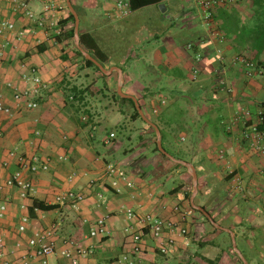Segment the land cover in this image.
Wrapping results in <instances>:
<instances>
[{"label": "crops", "instance_id": "obj_1", "mask_svg": "<svg viewBox=\"0 0 264 264\" xmlns=\"http://www.w3.org/2000/svg\"><path fill=\"white\" fill-rule=\"evenodd\" d=\"M116 1L88 0L79 9L71 1L79 18L78 30L91 25L99 11L115 18ZM47 3L54 7L46 13V21L56 25L39 28L13 11L10 0H0V20L14 23L13 32L0 35V45L6 43L0 58V95L10 110L0 112V163L4 164L0 165V184L19 169L18 156L36 155L39 162L48 165L36 172L22 168L23 177L32 184L26 199L19 197L16 186H4L0 192V205L6 204V213L0 217V253L11 264H20L23 254L29 256L31 264H37L27 240L35 231L53 228L55 251L49 264H68L60 251L77 247L93 250L78 264H127L122 260L125 254L132 264H207L205 259L216 258L218 264H240L231 232L247 264H264V153L252 150L242 140L240 122L226 128L242 111L248 110L251 120L258 110L264 112V0H224L211 9L208 22L196 0H162L166 8L162 20L155 5L131 12L129 15L148 10L158 31L140 38L131 53L136 54L134 65L121 70L120 75L113 69L103 80L111 91H117L122 81V93L139 99L144 114L158 127L166 152L194 167V203L204 207L222 227L212 225L216 230L209 223L210 227L206 226L185 198L193 188L189 169L176 167L178 162L153 151L156 132L154 135L139 121L127 122L126 114L120 111L127 112V106L122 107L121 101L107 110L88 93L77 94L75 99L69 95L72 87L83 89L87 85L88 70L73 53L74 33L72 40L66 35L71 22L62 28L58 25L70 12L66 0H28V7L38 16ZM16 34L21 39L17 40ZM196 54L200 60L195 59ZM238 56L253 60L259 73L246 76L236 61ZM139 60L162 75L163 91L144 97L143 85L132 70ZM103 67L109 70L117 66ZM31 68L45 83L31 97L37 102L35 108L26 107L29 98H13L16 91L29 88L23 75ZM220 79L233 88L231 94L218 88ZM122 122L128 133L120 136L117 127ZM174 128L179 134L174 135ZM109 133L114 136L109 138ZM109 164L125 175L118 192L106 174ZM234 176L241 181L239 189ZM177 186L180 189L172 194ZM68 191L83 195L76 208L70 201H55L58 194ZM34 200L54 208H35ZM21 203L25 207H20ZM121 206L137 215L153 214L174 221L186 227L187 233H171L174 245L166 254L160 253L157 242L145 233L141 250L131 252V237L124 228L131 224L136 230L137 225L126 218ZM23 215L28 224L20 232ZM98 217L105 218L106 236L89 235Z\"/></svg>", "mask_w": 264, "mask_h": 264}, {"label": "built area", "instance_id": "obj_2", "mask_svg": "<svg viewBox=\"0 0 264 264\" xmlns=\"http://www.w3.org/2000/svg\"><path fill=\"white\" fill-rule=\"evenodd\" d=\"M200 7L203 10V18L206 22L209 21L211 17V9L217 5L224 2V0H196ZM12 4V9L15 12L22 13L25 18L29 21L35 23L39 28L44 27H53L55 22L46 21V13L53 9V3L44 4L42 10L37 16L30 8L28 7V0H10ZM114 13L115 19L125 17L131 13L129 9L128 0H117L114 4ZM14 31V23L9 20H0V35H3L7 32ZM219 38L221 36L218 32L215 33ZM16 39H21L20 35H15ZM6 44V43H5ZM5 44L0 45V58L4 55ZM188 48H191V44L187 45ZM200 54L195 55L196 60H200ZM236 61L240 63L244 69L245 74L248 77L254 76L255 73H259L256 63L246 56H238ZM197 69L193 70V75L195 76ZM23 79L30 83L29 88L23 91H16L13 95L14 100L19 101L22 97L29 98L26 101L27 108L37 107V102L32 100L31 97L36 96L40 89L45 87V83L42 81L41 77L36 73L35 68H31L28 73H24ZM218 88L221 91L231 94L233 88L226 84L222 79L218 81ZM161 104L164 103V100L160 101ZM10 110L6 107L1 99L0 95V112L8 113ZM157 109L154 108L153 112L156 113ZM237 122L242 124L241 138L242 140L254 151L264 153V112L258 110L256 112L255 120H251L250 112L248 110L242 111L235 115L230 124L226 125L227 129L231 128V124L235 125ZM114 136L113 133H109V138ZM222 151H220L221 157ZM19 169L14 171L6 180L0 184V192L4 186H16L18 188V194L21 199H26L29 193L32 191L31 182L27 181L22 174V168L29 170L30 172H36L38 169L46 170L48 168L47 162H39V158L36 155L31 156H18ZM0 165H4L0 163ZM106 174L110 178L111 187L118 192L119 181L120 179L125 180V175L122 170H119L115 166L109 164L106 169ZM235 181L236 188H241V181L237 176L233 177ZM83 199V195L79 193H74L68 191L66 193H60L55 197V201L58 204H64L65 201H70L73 207H77ZM20 207H25L24 203H21ZM122 212L125 214L126 218L129 221L135 220L137 229L133 228V225L128 224L124 228V232L129 234L131 237L132 247L131 252H139L142 246V236L145 233L157 242V249L160 253L166 254L170 251L171 246L174 245L173 236H170L171 233H178L179 235H185L187 233L186 227L181 226L180 224L159 218L153 214H142L137 215L131 208L126 206H121ZM6 213V204L2 203L0 205V217L4 216ZM28 224V217L23 215L20 219V224L18 230L23 232L26 229ZM54 229L38 230L33 233V235L27 240V245L32 248L34 256L38 258L37 264H49V256L55 251V242L53 240V231ZM169 234V235H166ZM90 236H106L108 235V229L106 227L105 218L98 217L93 226L89 230ZM93 250L91 248L77 247L74 250L63 249L60 251L61 257L67 260L68 264H78L80 258H86L91 255ZM122 260L127 264H132L128 255H123ZM0 264H11L8 259H6L2 253H0ZM20 264H31L29 256L23 254L21 256Z\"/></svg>", "mask_w": 264, "mask_h": 264}, {"label": "trees", "instance_id": "obj_3", "mask_svg": "<svg viewBox=\"0 0 264 264\" xmlns=\"http://www.w3.org/2000/svg\"><path fill=\"white\" fill-rule=\"evenodd\" d=\"M161 2L162 0H128L129 9L131 12L141 10L149 5H155L160 19L162 20L164 19V13H161L157 7ZM66 22H71L72 24V28L66 34L67 37L72 40L74 33V16L71 12H69L66 19L58 22V25L62 28ZM157 25V22L145 14L128 15L115 19L105 15L102 11H100L99 14H97L92 20L91 25L85 24L84 29L82 28V30H78L79 44L83 50L90 54L102 66L114 65L119 67L124 72L127 66L131 64L134 65L136 54L131 56V53L135 50V46L138 45L140 38H142L144 33H155L158 31ZM71 44L73 47V53L82 62V67L88 70L86 77L89 78V81L83 89L76 87L69 89V95H72V98L75 99V95L77 94L88 93L89 96H94L98 102L103 104V107L107 110L113 109L112 105L115 106L118 101H121L122 107L127 106V112L123 108H120L121 113L126 114L127 122L139 121L155 135L154 128L145 123L140 117L133 100L119 96L116 90L111 91L106 82L103 81L107 75L104 74L92 61L86 59L76 48L73 41ZM191 51L193 53L196 52L192 46ZM135 64L136 65L133 66L132 70L136 73V77L140 85H143V90L145 93L144 97H146V94L149 96H154L155 94L163 91L161 89V86L164 83L162 75L151 64L142 60L136 61ZM134 67H136V69ZM97 80H100L99 84H97ZM137 101L139 103V99H137ZM139 105L142 108V104L139 103ZM117 131L118 135L120 136L127 135L128 126L122 122V124L117 127ZM153 151L160 153L156 142L153 144ZM171 154L178 159H183L182 157H178V155L173 153ZM161 155L165 157L163 154ZM174 165L176 167L186 169V167L180 163H174ZM232 176V173H230L229 177ZM179 189L180 186L175 187L172 191V194H175ZM190 193L191 192L185 194V198L187 200L189 199ZM33 206L44 211L54 208L52 205H45L37 200L33 201ZM191 209L194 213L200 215L205 222L212 226L210 221L205 216H203L201 212L193 208ZM213 228L216 230L215 227ZM234 255L236 254L234 253ZM218 261L219 258H216V260L205 259L207 264H218ZM238 261L240 264H243L239 258Z\"/></svg>", "mask_w": 264, "mask_h": 264}, {"label": "water", "instance_id": "obj_4", "mask_svg": "<svg viewBox=\"0 0 264 264\" xmlns=\"http://www.w3.org/2000/svg\"><path fill=\"white\" fill-rule=\"evenodd\" d=\"M66 3H67V6L70 10V12L73 14L74 16V44L76 46V48L82 53V55L92 61L104 74H108L110 71H112L113 69H115L119 75L121 74V69L118 68V67H113L109 70H105V68L97 61L95 60L90 54H88L85 50H83L79 44V35H78V28H79V18H78V15L76 13V11L74 10L72 4H71V1L70 0H66ZM158 9L160 12L164 13L165 11V5L163 3H160L158 4ZM121 85H122V81H120V83L118 84L117 86V93L119 96L121 97H125V98H130L133 100L134 102V105L140 115V117L142 118V120L147 123L148 125L152 126L156 132V136H157V139H156V145H157V148L158 150L164 154L166 157H168L169 159L175 161V162H178L184 166H186L188 169H189V172L192 176V179H193V188H192V192H191V195H190V198H189V202H190V205L193 209L195 210H198L199 212H201L203 214V216H205L212 225L218 227V228H222L220 227L214 220L213 218L211 217V215L209 214V212H207L202 206H198L194 203V197L197 193V174H196V171L194 169V167L185 162V161H182V160H178V159H175L174 157H172L168 152H166V150L162 147V144H161V136H160V131L158 129V127L156 126V124L154 122H152L145 114L144 112L142 111L140 105L138 104L137 100L135 97L131 96V95H127V94H124L122 93L121 91ZM228 232H230V230L226 229ZM230 236H231V241H232V247H233V250L234 252L238 255V257L241 259L242 263L243 264H247V261L245 260V258L242 256L241 252L239 251V249L237 248L236 246V243H235V239H234V236L232 235V233L230 232Z\"/></svg>", "mask_w": 264, "mask_h": 264}, {"label": "rangeland", "instance_id": "obj_5", "mask_svg": "<svg viewBox=\"0 0 264 264\" xmlns=\"http://www.w3.org/2000/svg\"><path fill=\"white\" fill-rule=\"evenodd\" d=\"M72 1V3H73V5H74V8H76V9H79L78 8V6L80 5V4H82V3H84V2H86V1H88V0H71ZM100 12V11H99ZM144 13H142V14H145L146 16H148V10H144L143 11ZM78 13H80V11L78 10ZM105 14V13H104ZM105 15H107V14H105ZM108 16V15H107ZM128 16V15H127ZM122 18V17H121ZM143 37V36H142ZM175 129V131L173 132L174 133V135H177V134H179V131L177 130V128H174ZM166 148L168 149V150H170V148H168L167 146H166ZM169 185H171L172 186V184H169ZM206 226L207 227H210V225L208 224V223H206ZM228 243L230 244V242L228 241Z\"/></svg>", "mask_w": 264, "mask_h": 264}]
</instances>
